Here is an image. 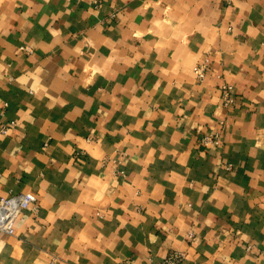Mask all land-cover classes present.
<instances>
[{
  "label": "crops",
  "instance_id": "crops-1",
  "mask_svg": "<svg viewBox=\"0 0 264 264\" xmlns=\"http://www.w3.org/2000/svg\"><path fill=\"white\" fill-rule=\"evenodd\" d=\"M11 122L0 264H264V0H0Z\"/></svg>",
  "mask_w": 264,
  "mask_h": 264
},
{
  "label": "built area",
  "instance_id": "built-area-1",
  "mask_svg": "<svg viewBox=\"0 0 264 264\" xmlns=\"http://www.w3.org/2000/svg\"><path fill=\"white\" fill-rule=\"evenodd\" d=\"M21 50H25L26 52L30 51L28 47H20ZM206 64H199L194 67V73L198 80H203L206 75ZM222 92V100L223 104L226 107L232 105L234 101V97L232 94V87L230 85H224L221 87ZM14 123L11 122L7 126H0V133L6 134L9 128ZM220 138L219 134L204 136L201 139V142L204 145H209L215 142ZM230 167V165H229ZM36 199L33 194L25 193L20 195L19 197H6L0 199V230L6 232L9 235H14L15 233V220L21 211L29 208L31 205L35 203ZM183 254L178 251H172L168 253V255L159 262H154L152 264H182L183 262Z\"/></svg>",
  "mask_w": 264,
  "mask_h": 264
}]
</instances>
